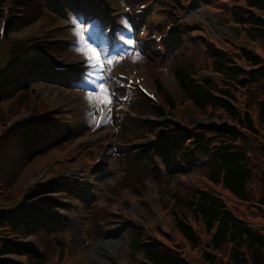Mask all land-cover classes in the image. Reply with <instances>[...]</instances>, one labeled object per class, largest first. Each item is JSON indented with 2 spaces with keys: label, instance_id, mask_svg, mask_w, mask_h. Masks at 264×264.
I'll list each match as a JSON object with an SVG mask.
<instances>
[{
  "label": "rangeland",
  "instance_id": "1",
  "mask_svg": "<svg viewBox=\"0 0 264 264\" xmlns=\"http://www.w3.org/2000/svg\"><path fill=\"white\" fill-rule=\"evenodd\" d=\"M12 1L8 0L9 12ZM21 1L23 5L36 4L33 0ZM160 1L133 0L134 3L129 5L128 0H105V5L110 7V10L106 9L110 16L97 17L99 20L92 33L89 34L88 31L85 33L95 46L106 49L109 59L116 57L105 70L109 87L115 91L109 80L114 76L116 80L119 78L124 82L125 92L135 93L137 92L135 86L142 85L155 93L160 103L157 106L159 111L163 113V117L167 116V121L162 125L167 124L169 129L159 128L153 134L137 138L139 141L130 138L124 144L117 139L115 131L119 129L114 127L111 111L114 108L115 112L120 113L116 119L117 124L123 121L122 115L127 112L119 106L123 96L118 100L115 92L117 98L103 107L97 97H89L88 92L95 90L94 85L90 83L95 76H88L82 63L85 57L77 50L82 45L76 25L81 24L87 28L89 16L98 11L81 7L78 16L69 19L65 13L57 14L39 4L37 7L39 11L33 24L18 33L10 32L9 21L7 27L5 25L4 39L0 41V70L5 67V71L13 73L14 67L22 65L23 57H26L25 63L34 59L41 67L33 72V78L26 88L12 89L10 95L1 102L0 144L3 138L10 134H13L12 137L16 136L19 127L27 130L25 134L28 138H37L42 133L44 136L41 139L42 144H37L43 152L35 154L21 164L13 182L8 185L0 184V211H14L25 201L29 192L37 187L41 188L44 184L52 188L60 187L56 189L57 193L43 196L51 198L56 203L57 208L47 214L44 212L50 216L49 218H54L52 225L56 228L53 232H46L45 228L41 227L25 240L31 245L34 258L31 261H27L25 257L7 259L18 264H36V261L38 264H138V261L142 260V252L131 247L129 237L125 234L127 228L134 225L143 231L145 239L164 240L161 236L167 235L177 242L178 247L182 248L188 258L200 263V252L208 236L200 229L199 247L183 243L162 203L168 204L170 194L176 190L186 193L196 189L212 188L204 176L205 169L202 163L197 158L193 159L189 166L182 170L181 177L168 183V172L161 164L160 156L154 154L157 166L160 167L157 173L147 175L141 180V184L131 188L127 184L126 186L118 183L119 173L122 169L125 171L121 152L130 144L132 158L139 160L142 155L138 154L140 149L145 152L151 151L158 145V142L155 143L153 140L160 135H171L174 128L193 131L196 125L199 127L201 124L226 122L222 118L216 119L206 113H197L193 106L183 99V92L172 78L171 67L180 57V52L191 50L187 55L194 57L197 68L193 81L218 83L219 79L210 70V60L199 56L200 51L199 53L193 51V48L197 51L196 42L202 37L211 42L210 45L214 49H223L230 53V46L240 47L246 40L230 21H223L228 12L227 7L232 5L231 0H207L206 3L201 0L188 3L184 0L180 3L185 2L180 9L170 0L169 5L173 10L168 11L163 9L167 4L163 5ZM134 4L150 6V10L144 15L146 20H151L150 24L146 22V26L142 27L145 34L139 30L133 17L136 10ZM73 6L76 7V4L73 3ZM69 9L72 10V5ZM174 10L178 15L170 17ZM70 23L75 26L69 28L67 24ZM155 29L165 33L163 37L167 43L165 47L163 43L158 46L157 40L155 45L158 47L147 58L141 52V43L149 36V32L157 37L158 31ZM187 33L190 34L188 39L193 45L185 47ZM93 34L97 35V39L91 40ZM121 36L132 39L134 44L131 46L125 44L120 39ZM100 37H103L106 44H102ZM151 40L150 37L147 41ZM40 43L45 44L42 46L43 52L40 51ZM249 45L248 43L247 46ZM145 48L150 54L149 42ZM39 54H42L43 58ZM208 56L209 54L206 57ZM10 64L11 66L7 67ZM51 64L69 66L66 72L71 78L69 82L54 77L57 74L51 68ZM154 78L160 82L161 94L153 87ZM16 80L19 81V78L13 77V81ZM127 80H133L136 85L126 88ZM22 94L25 95L24 98ZM166 98L171 101L172 112L167 109ZM139 102L141 100L137 99L135 103ZM127 107L129 111L135 113L129 106ZM27 117L32 121L22 123ZM126 117L131 116L125 114ZM42 120H46L44 125L39 124ZM47 138L53 139V144H50ZM263 141L264 130H261L258 138L250 141V147ZM6 149L5 158L3 160L0 158L1 177L2 166L10 164L8 159L11 157V149ZM125 155L130 157L128 152H125ZM168 155L172 161L175 160L173 150H169ZM253 155L257 157L253 163L257 168L256 176L260 172V176L263 175L259 187L256 183L257 186L253 184L251 189L258 194H255L256 196H264L262 193L264 190H261V185H264V156L257 152H253ZM96 157L100 158L101 162L93 166ZM136 160L134 162L138 163ZM128 168H131V165ZM141 173L139 171L140 175ZM52 178L53 185L50 184ZM228 204L239 215L247 216L254 226L264 228V215L252 217L251 213L255 212L251 207H247L246 210L230 202ZM100 209L104 210L105 215L95 224L91 218L93 213Z\"/></svg>",
  "mask_w": 264,
  "mask_h": 264
},
{
  "label": "trees",
  "instance_id": "2",
  "mask_svg": "<svg viewBox=\"0 0 264 264\" xmlns=\"http://www.w3.org/2000/svg\"><path fill=\"white\" fill-rule=\"evenodd\" d=\"M34 1L36 4L27 5H23L21 0L17 1L16 8L22 12L17 17L11 16L9 26L12 31L34 20L39 11V4L58 12L56 2L63 4L62 0ZM183 1L172 0L178 9L183 7L180 4ZM193 1L186 0L188 3ZM231 1L232 5L227 7L228 12L223 21H230L232 26L241 32L246 43L240 47L230 46L229 53L223 49H214L210 45L211 42L200 37L196 42L197 51L193 48L194 52L200 51L199 56L210 60V70L221 82L193 81L197 68L194 57L187 55L191 50L180 52V57L171 67L174 79L184 94L183 99L189 102L197 113H206L226 122L216 123L214 126L203 125L194 132L184 131L182 135H178L177 131L170 136L160 135L157 147L151 152H143L139 160L132 158L129 147L123 149L121 154L125 171L122 169L119 173L118 183L134 188L141 184V180L147 175L157 173L160 167L157 166L154 154L160 156V162L168 172V183L181 177L182 170L197 158L202 163L204 176L212 188L186 193L176 190L170 194L168 204L162 203L166 214L174 219L183 243L192 247L198 246L201 242L198 232L201 229L208 239L203 250H200L199 264H264V228L254 226L247 216L239 215L228 204L230 202L246 210L251 207L255 212L251 213L252 217L264 215V196H256L258 194L251 189V185L256 183L259 187L263 175L260 176V172L256 176L257 168L253 163L257 157L253 152L264 156V141L250 147V141L257 139L260 131L264 130V0ZM4 2L5 0H0V8ZM161 3L167 4L163 9L168 10L171 7L170 0H161ZM172 14L175 17L178 15L175 10ZM189 36V33L185 36V47L193 45L188 39ZM43 45L45 44H40L42 52ZM202 47L204 49L201 50ZM35 70L36 65L32 63L19 74L21 77H29ZM10 76L12 75H7L0 81V104L10 95L12 89L27 87L25 80L15 82L12 79L14 76ZM109 80L115 88L118 100L125 94V102L120 100V105L129 106L138 115H162L157 107L150 105L138 92H125L124 82L112 77ZM153 82L155 91L161 94L159 80L154 78ZM14 84L17 86L14 87ZM24 97L22 94V98ZM137 99L141 102L135 103ZM165 103L172 111L171 101L166 98ZM122 120L117 124L115 119L119 129L117 139L121 144L130 138L153 134L159 128L157 124L144 123L131 117L125 118V115H122ZM166 128L169 126L166 125ZM25 131L27 130L19 127L16 136L12 137L13 134H10L0 144L1 160L6 156V148L11 149V157L8 159L10 164H4L1 168L0 184L8 185L13 182L21 164L35 154L43 152L37 144H42L44 133L37 138H28ZM47 140L53 144V139ZM169 150H173V161L169 158ZM125 152L130 153L131 159ZM134 160L139 162L135 163ZM130 165L131 168H128ZM50 184L53 185L52 182ZM57 188L60 187L52 188L45 184L41 188L37 187L26 195L24 205L18 213H0V264H18L7 258L25 257L27 261L34 258L32 247L25 240L41 227H44L46 232H53L56 228L52 225L54 218H49L50 216L44 213L53 210L56 203L51 198L41 197L57 193ZM261 190H264L263 184ZM113 193L115 194L114 189ZM93 214L91 219L95 224L105 215L101 209ZM125 234L129 237L131 247L142 252V260L138 261V264H198L188 258L177 242L166 234V238L161 236L164 240L145 239L143 231L134 225L128 227ZM35 263L38 264L37 261Z\"/></svg>",
  "mask_w": 264,
  "mask_h": 264
},
{
  "label": "snow or ice",
  "instance_id": "3",
  "mask_svg": "<svg viewBox=\"0 0 264 264\" xmlns=\"http://www.w3.org/2000/svg\"><path fill=\"white\" fill-rule=\"evenodd\" d=\"M76 28L78 29L77 35L82 45V47L77 50L82 52L85 57V61L82 62L83 66L88 76H95V78L90 81V83L94 85L95 90L89 91L88 96L97 97L101 101V107H103L104 104H109L117 98L115 91L109 87L105 77L106 68L116 57L109 59L104 47L95 46L93 42H90V38L85 35L88 29L84 25L77 24ZM95 39H97V35L93 34L91 40ZM100 39L102 44H106L103 37H100ZM120 39L129 46L134 44L132 39H125L123 36H121ZM88 69H90V71H88Z\"/></svg>",
  "mask_w": 264,
  "mask_h": 264
},
{
  "label": "bare ground",
  "instance_id": "4",
  "mask_svg": "<svg viewBox=\"0 0 264 264\" xmlns=\"http://www.w3.org/2000/svg\"><path fill=\"white\" fill-rule=\"evenodd\" d=\"M108 250V249H107ZM109 251V250H108Z\"/></svg>",
  "mask_w": 264,
  "mask_h": 264
}]
</instances>
